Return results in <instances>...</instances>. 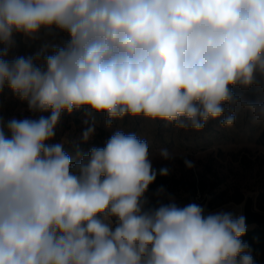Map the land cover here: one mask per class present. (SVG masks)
Masks as SVG:
<instances>
[{"label": "clouds", "instance_id": "clouds-1", "mask_svg": "<svg viewBox=\"0 0 264 264\" xmlns=\"http://www.w3.org/2000/svg\"><path fill=\"white\" fill-rule=\"evenodd\" d=\"M42 33L66 38L11 55L17 36ZM6 89L31 115L5 120L0 105V264H254L243 215L151 204L169 169L154 168L146 140L117 130L80 145L97 115L107 128L143 117L230 129L238 114L264 126V0H0ZM78 111L91 119L70 154L53 141Z\"/></svg>", "mask_w": 264, "mask_h": 264}, {"label": "rangeland", "instance_id": "rangeland-1", "mask_svg": "<svg viewBox=\"0 0 264 264\" xmlns=\"http://www.w3.org/2000/svg\"><path fill=\"white\" fill-rule=\"evenodd\" d=\"M65 38L64 34H59L52 39L35 41L29 45L17 43L11 55H30L45 43H59ZM246 95L257 99L259 88ZM0 105L5 120L31 115L26 110V104L14 99L7 89L0 95ZM86 118L91 119L83 111L65 114L53 142L62 139L69 142L80 140L81 132L86 127L82 121ZM95 119L96 131L98 127L111 133L122 130L125 133H135L146 140L155 169L167 167L169 174L177 178L195 177L203 181V191L196 195H190L181 189H172L165 192L168 200L173 197L175 203L182 206L195 202L204 206L206 212L226 211L237 216L246 197L252 196L254 209L264 213V146L257 140L263 126L254 124L250 114H238L235 126L230 129L221 127L217 120L209 121L200 132L191 129L185 131L172 124L143 117L116 120L111 128L105 126L103 115H97ZM162 149L168 150L170 159L165 160L160 155ZM185 159L191 160L194 168H186ZM218 193H221L222 203L208 208V200ZM147 195L149 199L156 198L150 189Z\"/></svg>", "mask_w": 264, "mask_h": 264}, {"label": "trees", "instance_id": "trees-1", "mask_svg": "<svg viewBox=\"0 0 264 264\" xmlns=\"http://www.w3.org/2000/svg\"><path fill=\"white\" fill-rule=\"evenodd\" d=\"M112 135V133L108 130H105L102 127H98L97 131L91 138V140L87 144H81L80 147L84 152H87L91 147H103L105 141ZM258 143L264 146V126L262 131L258 136ZM79 140L69 142L66 144V150L69 153H74L75 145ZM161 167L156 168L157 170ZM163 186L164 189L170 191L172 189H181L184 192H187L190 195H196L199 191H203V181L199 178L192 177L190 179L177 178L174 175H168L167 177L157 176L156 181L153 185L150 186V190L155 193L156 190ZM213 186H215L213 184ZM165 192L156 198L150 199L151 204L155 205L157 199H159L162 203H169L170 201L167 199ZM242 196L239 198L241 201ZM222 203L221 193L211 196V198L207 202V207L212 208L218 204ZM178 206L181 204L176 203ZM242 240L245 241L251 250V255L254 259V264H264V225L262 227L258 226H247V232L242 237Z\"/></svg>", "mask_w": 264, "mask_h": 264}, {"label": "water", "instance_id": "water-1", "mask_svg": "<svg viewBox=\"0 0 264 264\" xmlns=\"http://www.w3.org/2000/svg\"><path fill=\"white\" fill-rule=\"evenodd\" d=\"M241 215L246 219L247 226H258L264 225V213L254 209V201L252 196L246 197L242 204Z\"/></svg>", "mask_w": 264, "mask_h": 264}, {"label": "crops", "instance_id": "crops-1", "mask_svg": "<svg viewBox=\"0 0 264 264\" xmlns=\"http://www.w3.org/2000/svg\"><path fill=\"white\" fill-rule=\"evenodd\" d=\"M53 36H46L43 33L41 34L40 38L37 41H41V40H49L52 39ZM17 43H20V45H29L32 44L33 42H25L24 39L20 36L16 37Z\"/></svg>", "mask_w": 264, "mask_h": 264}, {"label": "bare ground", "instance_id": "bare-ground-1", "mask_svg": "<svg viewBox=\"0 0 264 264\" xmlns=\"http://www.w3.org/2000/svg\"><path fill=\"white\" fill-rule=\"evenodd\" d=\"M239 211H240V210H239ZM237 213H238V212H237ZM239 215H241V212H239L237 216H239Z\"/></svg>", "mask_w": 264, "mask_h": 264}]
</instances>
